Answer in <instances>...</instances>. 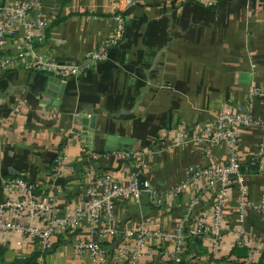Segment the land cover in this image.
<instances>
[{
	"label": "crops",
	"instance_id": "1",
	"mask_svg": "<svg viewBox=\"0 0 264 264\" xmlns=\"http://www.w3.org/2000/svg\"><path fill=\"white\" fill-rule=\"evenodd\" d=\"M21 1L0 0V5ZM37 5L27 21L39 20L45 29L31 46L59 64L93 53L116 32L117 16L124 32L105 63L61 81L65 88L59 98L46 94L48 79L55 76L26 67L25 56L14 68L0 71V204L19 197L15 189H5L9 179H22L41 194L56 185L61 190L56 218L67 219L84 203L88 167L122 185L136 171L148 189L164 198L163 206L153 208L146 194L138 203L118 199L114 224L119 230L142 225L148 231H173L197 197L195 186L177 196L171 194L174 186L191 170L227 162L224 146L202 138L204 126L224 106L243 104L252 87L264 88V0H219L214 7L196 0H39ZM13 26L14 35L5 39L0 59L25 53V27ZM240 74H247L246 84ZM251 114L264 122V99L253 100ZM91 117L93 128L86 126L91 136L82 137V121ZM263 136L264 129L251 125L240 130L238 139L246 199L252 204L260 202L264 177L248 175L246 167L260 147L264 151ZM107 137L132 143L128 151L105 153ZM61 151L68 156L66 170L54 181L53 161ZM127 152L135 158L125 160L122 154ZM91 153L100 158L90 160ZM211 197L201 191L190 220L210 211ZM238 202L233 185L224 204V234L216 253L211 254L208 241L192 240L184 258L142 264H244L233 251L241 246L247 254V245L264 241V216L253 210L239 219ZM12 219L9 213L0 215L1 222ZM92 238L90 225L82 223L73 234L53 236L51 249L42 253L37 240L7 232L0 236V264H96L73 248V243ZM121 240L103 237V264H112Z\"/></svg>",
	"mask_w": 264,
	"mask_h": 264
},
{
	"label": "built area",
	"instance_id": "2",
	"mask_svg": "<svg viewBox=\"0 0 264 264\" xmlns=\"http://www.w3.org/2000/svg\"><path fill=\"white\" fill-rule=\"evenodd\" d=\"M39 0H22L12 5H0V51L7 37L14 35L13 25L20 23L25 27L24 49L17 57H4L0 59V71L14 68L18 59L27 57L26 67L37 72H47L60 81L76 78L91 71L108 59L109 51L119 45L123 37L124 23L120 16L116 17L117 29L114 35L101 42L99 47L83 59L59 64L53 60L34 52L31 42L40 40L45 29L43 22L27 21V15L38 5ZM204 6L214 7L218 0H196ZM129 3V1H126ZM264 99V88L252 87L248 98L243 104L235 107L224 106L214 117L210 124L202 130V138L212 145L224 146L227 153V162L224 165H211L205 168L191 170L188 177L174 186L172 195L181 194L187 187L195 186L197 197L189 205L188 211L171 232L148 231L142 225L135 229L119 230L114 224V203L118 199H132L139 202L141 196L146 194L147 203L153 208L161 209L163 197L154 190L148 189L140 181L139 173L130 174L129 182L122 185L112 178L97 176L93 168L88 167L84 174V203L76 209L67 219L56 218L57 196L61 190L54 185L47 194L37 195L35 187L22 179H9L5 182V189H15L18 198L7 199L0 204V215L9 213L12 220L0 221V236L7 232H19L26 239L38 241L40 252L48 253L52 247L51 238L55 235L73 234L82 223L90 225L92 239L89 242L77 241L73 248L79 254H85L88 260L96 264H103L107 251L102 247L104 236L121 237V243L114 248L111 256L112 264H142L144 260L151 263H169L184 258L188 253L187 244L192 240L208 241L211 254L218 251L224 229L222 225L223 208L229 189L234 185L239 192L238 218L243 219L247 211H258L264 216V191L259 203H251L246 199V176L241 171L238 161V139L240 130L248 126H257L264 129V122L251 114L253 100ZM16 112L19 107L15 108ZM264 139V136H263ZM90 160H98L100 155L91 153ZM125 160L134 159L132 152L123 153ZM68 156L65 151L57 154L53 161L54 181L61 179L66 170ZM250 167L257 168V174L264 177V151L260 147L249 160ZM211 193V209L197 214L190 220L193 206H197L201 193ZM103 228L98 229L99 225ZM188 225V234L184 227ZM155 242V243H152ZM241 247V246H240ZM239 247V248H240ZM247 254L241 259L244 264H256L264 253V241L247 245Z\"/></svg>",
	"mask_w": 264,
	"mask_h": 264
},
{
	"label": "water",
	"instance_id": "3",
	"mask_svg": "<svg viewBox=\"0 0 264 264\" xmlns=\"http://www.w3.org/2000/svg\"><path fill=\"white\" fill-rule=\"evenodd\" d=\"M240 80L242 83L246 84L248 76L247 74H240L239 76ZM64 83H62L60 80L57 78L50 77L47 82V89H46V94L48 96H51L52 98H59L62 92L64 91ZM93 123H94V118L91 117L88 119V121L83 120L82 125H83V130L81 132L82 137L86 136H91V132L88 131V127L93 128ZM132 143L131 140H125V139H119V138H114V137H107V143H105V149L104 152H113V151H128V145Z\"/></svg>",
	"mask_w": 264,
	"mask_h": 264
},
{
	"label": "trees",
	"instance_id": "4",
	"mask_svg": "<svg viewBox=\"0 0 264 264\" xmlns=\"http://www.w3.org/2000/svg\"><path fill=\"white\" fill-rule=\"evenodd\" d=\"M219 1V0H218ZM111 51V50H110ZM110 51H109V54H110ZM109 54H108V57H109ZM105 63V62H104ZM103 64V63H102ZM100 65V64H99ZM247 171L246 173L248 175H252V174H257V168L256 167H250L249 165V162H248V167H246ZM241 171L243 172V169H241ZM141 181V180H140ZM142 182V181H141ZM37 195H41V193L38 191L36 192ZM197 242H199L197 240ZM195 245V244H194ZM246 251L242 248H239V247H236L233 251V256H236V258H244L246 256ZM256 264H264V253L260 256L258 262Z\"/></svg>",
	"mask_w": 264,
	"mask_h": 264
}]
</instances>
